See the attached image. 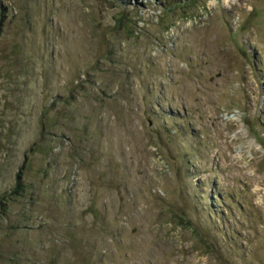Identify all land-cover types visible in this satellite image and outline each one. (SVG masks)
Masks as SVG:
<instances>
[{
    "label": "rangeland",
    "instance_id": "rangeland-1",
    "mask_svg": "<svg viewBox=\"0 0 264 264\" xmlns=\"http://www.w3.org/2000/svg\"><path fill=\"white\" fill-rule=\"evenodd\" d=\"M0 264H264V0H0Z\"/></svg>",
    "mask_w": 264,
    "mask_h": 264
}]
</instances>
